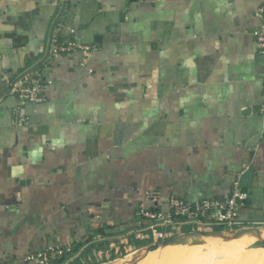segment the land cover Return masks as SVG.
<instances>
[{
    "label": "crops",
    "instance_id": "obj_1",
    "mask_svg": "<svg viewBox=\"0 0 264 264\" xmlns=\"http://www.w3.org/2000/svg\"><path fill=\"white\" fill-rule=\"evenodd\" d=\"M263 6L0 0V91L52 39L22 78L38 79L44 100H22L17 82L0 95V264H35L29 254L55 245L71 250L55 264H99L200 230L140 212L167 213L173 195L221 201L235 181L249 193L237 222L202 230L264 227V58L252 34ZM68 40L95 49L54 51ZM259 233L216 238L264 264L238 253Z\"/></svg>",
    "mask_w": 264,
    "mask_h": 264
},
{
    "label": "built area",
    "instance_id": "obj_2",
    "mask_svg": "<svg viewBox=\"0 0 264 264\" xmlns=\"http://www.w3.org/2000/svg\"><path fill=\"white\" fill-rule=\"evenodd\" d=\"M257 13L262 15L264 13V6L261 7ZM252 34L256 39L259 53L264 58V24L254 29ZM94 49L95 46L84 45L74 40H68L55 47L54 51L61 50L63 52H73L82 50L88 52ZM261 81L263 93L258 110L260 114L264 116V71L262 72ZM39 83V80L35 78L21 79L15 84L16 88L14 90L19 92L22 100L41 102L44 100V97L39 93ZM148 196L156 199L158 194L156 192H151ZM248 198V191L243 190L239 182L235 181L232 185L231 194L221 201L204 199L199 202L189 203L173 195L168 200L169 211L167 213L142 209L140 214L145 220L152 223H159L163 220H167L168 223L174 221L176 224L179 222H188L195 224L200 230L205 228V226L210 228L214 225L231 227L232 224L237 222L239 210L245 206ZM173 218L176 220H172ZM160 236L161 235H158V237ZM70 251L71 250L63 248V246L55 245L48 247L44 251L29 254L27 258L35 264H55V258H62Z\"/></svg>",
    "mask_w": 264,
    "mask_h": 264
},
{
    "label": "bare ground",
    "instance_id": "obj_3",
    "mask_svg": "<svg viewBox=\"0 0 264 264\" xmlns=\"http://www.w3.org/2000/svg\"><path fill=\"white\" fill-rule=\"evenodd\" d=\"M226 235L232 236L230 233H226ZM261 238H264V229H261L255 241ZM244 239L247 240V238ZM203 240L201 244H175L160 248L162 253L149 252L135 264H193L202 255L215 251L218 252L217 255L205 258L196 264H260L258 256L230 255L241 247L240 244H235L236 242L222 241L216 237H208Z\"/></svg>",
    "mask_w": 264,
    "mask_h": 264
},
{
    "label": "water",
    "instance_id": "obj_4",
    "mask_svg": "<svg viewBox=\"0 0 264 264\" xmlns=\"http://www.w3.org/2000/svg\"><path fill=\"white\" fill-rule=\"evenodd\" d=\"M263 15H264V13H263ZM57 21H58V19L54 22V24L52 26V31H51L50 37H52L53 30H54V27H55ZM51 40L52 39L50 38L46 55L39 62H37L36 64H34L33 66H31L30 68L25 70L23 73H21L19 76H17L8 86L3 88L0 91V95H2L4 92H6L13 84H15L16 82L21 80L24 76L28 75L29 73H31L32 71L37 69L39 67V65H41V63H43L47 59V57L50 53ZM231 232L232 233L230 235H232V236H230V238H236V237H239L240 235L245 234V233H252V232L259 233V232H261V229H259V228H241V229L234 230V231L231 230ZM226 233H230V232L220 230V229H207V230H191V231L179 233V234L170 236L168 238H165L163 240L148 244L147 246H145L143 248H140V252L136 256V258L134 259L132 264H135L140 258H142L144 255H146V253H148V251H150L151 249H155L158 247H165L167 245H175V244H201L204 241L203 239L208 238V237H221V238L225 239V238H228V236H226ZM251 247H264V238L256 240L253 244H251Z\"/></svg>",
    "mask_w": 264,
    "mask_h": 264
},
{
    "label": "rangeland",
    "instance_id": "obj_5",
    "mask_svg": "<svg viewBox=\"0 0 264 264\" xmlns=\"http://www.w3.org/2000/svg\"><path fill=\"white\" fill-rule=\"evenodd\" d=\"M189 227V226H188ZM189 229V228H188ZM260 229H264V227H262V228H260ZM227 231H229L230 232V234L232 233L231 232V230H227ZM232 231H234V230H232ZM260 234V233H259ZM259 234H256L255 236H254V238L256 239L258 236H259ZM255 239L253 240V241H255ZM246 242H247V240H246ZM248 244V245H247ZM247 244H246V247L244 248V250H239L238 251V253H241V254H246V253H252V252H256V253H258V254H260L261 253V255H264V248H262L263 250H260L259 248H254V247H251L250 245H249V243L247 242ZM170 246H172V245H170ZM160 248H163V247H158V248H155V249H151L150 251H148V253L150 252H152L153 251V253H156V252H158V253H162V252H160ZM139 252H140V249H139V251H138V249H135V251L134 250H132V249H130V250H128L127 252H124L123 254H121V256L119 255V256H117L116 257V259L115 260H108L105 256L104 257H102V258H100L99 259V264H103V262H106V263H104V264H132V262L134 261V259L136 258V256L139 254ZM234 253V252H233ZM147 254V253H146ZM230 255H232V253H230ZM234 255V254H233ZM145 256V255H144ZM208 257H210V254L209 253H207V254H204V255H202L200 258H199V260H197V262H194L193 264H196V263H198L199 261H202L203 259H205V258H208ZM178 264V263H177Z\"/></svg>",
    "mask_w": 264,
    "mask_h": 264
},
{
    "label": "trees",
    "instance_id": "obj_6",
    "mask_svg": "<svg viewBox=\"0 0 264 264\" xmlns=\"http://www.w3.org/2000/svg\"><path fill=\"white\" fill-rule=\"evenodd\" d=\"M64 259H65V258H62V259L60 260V262L63 261ZM61 263H62V262H61Z\"/></svg>",
    "mask_w": 264,
    "mask_h": 264
}]
</instances>
